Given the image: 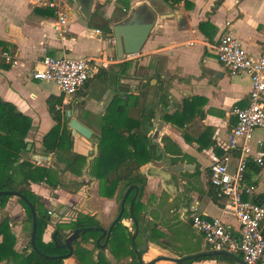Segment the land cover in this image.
Masks as SVG:
<instances>
[{
  "label": "crops",
  "instance_id": "0c3cea01",
  "mask_svg": "<svg viewBox=\"0 0 264 264\" xmlns=\"http://www.w3.org/2000/svg\"><path fill=\"white\" fill-rule=\"evenodd\" d=\"M48 2L59 4L67 14L66 32L62 36L52 29L58 16L46 5ZM215 2L182 0L172 6L161 0H80V3L76 0H0V42L14 46L12 54L18 60L15 66L0 61V101L12 104L31 119L26 138L30 147L33 146L27 155L30 161L49 158L41 153L42 138L54 125L47 112L46 99L60 95L55 84L32 78L36 62L44 56L93 58L105 66L75 95L63 100L61 112L66 115L68 110H74L75 118L92 131L90 140L72 136L73 152L86 156L87 161L95 156V137L102 117L107 125L116 127L119 99L126 100L127 116L133 120L142 121L148 114L154 115L150 125H143L142 132L157 144L159 159L140 169L147 179L141 200L146 209L139 220L138 234L130 245L132 251L133 244L136 249L142 245V231L148 221L147 250L141 254V264H172L166 260H181L208 251L201 236L191 228L190 219L194 215L218 218L228 230L238 234L234 211L225 200L214 197L209 167L229 153V169L235 168L240 147L233 153L225 148L228 133L235 123L230 113L233 108L247 106L250 82L245 75H231L217 62L208 45L212 46L229 31L253 58H257L264 52V0H223L212 13ZM83 5L86 17L80 11ZM136 13L143 14L146 21L154 20L153 27L138 55L119 59L115 41L107 37L110 32L104 29L106 21L111 31L113 26L124 23ZM206 21L216 28L212 40L198 30V24ZM173 114L177 117L176 123H184L182 126L165 121V116ZM155 118L162 123V128L153 139L157 127ZM164 139L175 144L180 153H164ZM263 140L264 133L255 131L249 142L250 156L245 173V182L254 187L251 199H258L261 204H264V164L261 166L254 159L262 157L264 163ZM162 156L171 158L172 164L193 165L194 171L188 176L194 182L187 186L173 175L171 186L167 187L169 184L163 185L160 179L147 177L148 166L162 168L159 162ZM50 163L57 190L51 195L49 192L50 199H42L49 214L43 241H50L46 237L48 232L52 240L56 224L74 218L78 212L93 215L100 228H109L119 213V203L116 197L99 196L97 181L88 175L89 166L86 165L83 176L77 178L64 172V164L53 155ZM60 184L77 185V189L67 193ZM48 187L52 188L42 183L32 185L31 189L46 193ZM82 192L83 202L80 203ZM185 192L193 198L192 205L179 210ZM124 209L128 211L129 204ZM159 213H162L161 225L153 228L159 221ZM121 224L134 232L129 214L122 217ZM154 230L160 234L157 242L152 239ZM84 247L93 250L92 240ZM97 255L105 264H134L125 248L116 243L103 251L94 250V259ZM64 263L75 264V261L67 258ZM189 264L237 262L202 260Z\"/></svg>",
  "mask_w": 264,
  "mask_h": 264
},
{
  "label": "trees",
  "instance_id": "16d2710c",
  "mask_svg": "<svg viewBox=\"0 0 264 264\" xmlns=\"http://www.w3.org/2000/svg\"><path fill=\"white\" fill-rule=\"evenodd\" d=\"M169 5H175L182 0H161ZM223 0H216L211 12L221 5ZM106 21L105 31L110 32ZM199 32L208 40H212L216 33V28L208 21L198 24ZM14 46H7L0 42V56L2 53H14ZM0 61L2 58L0 57ZM8 67V65H7ZM99 73V72H98ZM64 97L49 96L46 99L47 112L54 122L53 127L43 136L42 154L45 156L53 155L57 161L64 164V172L81 178L86 165L89 166V176L98 183V194L102 198L112 199L116 197L120 203L127 193L125 205L129 204L138 190V195L133 203V214L136 221L142 220V212L146 209L141 202L146 189L147 179L140 172L141 167L159 159L158 146L147 139L143 132V125H150L153 114L142 121H136L127 116L126 100H118L117 125L111 127L104 122V116L98 123V134L96 138L95 156L87 161V157L73 152V137L67 128L68 118L59 109L63 107ZM186 112V110H184ZM165 121L176 123L175 114L164 117ZM184 124V123H182ZM182 124H178L182 126ZM31 129V119L19 113L16 108L7 102L0 101V192L14 191L23 195L34 207L37 217L35 246L40 252L36 253L30 244V233L32 228V218L29 207L25 202L18 199V203L25 209L27 219L22 227V233H27L28 241L25 248L21 251L15 250L17 236L12 232L9 226L8 218L0 217V264H65V259H52L47 257H56L67 254L66 249L57 248L53 241L44 242L42 237L49 222V214L43 204L33 193L31 186L46 183L52 188H56L54 183V173L51 169L35 166L27 157L32 152L33 146L27 150L31 143L26 140L27 134ZM164 153H180L178 147L172 142L164 139ZM216 198V195L214 194ZM10 196H0V209H4ZM252 201L261 204L258 199ZM129 214L125 210L121 218L113 225L109 240L106 246L104 239H100L99 245L96 241L101 234L95 231H88L76 240L72 247L73 252L69 258H73L75 264H105L102 258L97 255L94 259V250L103 251L116 243L117 246L125 248V251L131 256L134 264H139L134 252L130 249L133 233L128 231L121 224V219ZM100 224L93 215L78 212L74 218L67 223L56 224L52 233L57 232L60 239L67 238L76 229L100 228ZM264 234V231H263ZM160 234L154 230L152 234L153 241L157 242ZM92 240L93 250L84 247V244ZM47 256V257H45ZM68 258V259H69ZM216 260L232 261V259L221 256H200L196 259L182 260L179 264H189L195 261ZM107 264V263H106ZM178 264V263H172Z\"/></svg>",
  "mask_w": 264,
  "mask_h": 264
},
{
  "label": "built area",
  "instance_id": "2783aa9c",
  "mask_svg": "<svg viewBox=\"0 0 264 264\" xmlns=\"http://www.w3.org/2000/svg\"><path fill=\"white\" fill-rule=\"evenodd\" d=\"M46 5L55 10L58 20L52 29L62 36L66 32L67 14L57 3L48 2ZM208 47L214 51L217 62L231 75H245L250 82L247 106L233 108L230 113L235 123L228 133L225 148L233 153L240 147L235 168L232 171L229 169V153L209 167V182L216 197L225 200L234 211L238 234L228 230L218 218L194 215L190 225L201 236L208 251L240 255L245 264H264V204L251 200L254 187L245 182L250 156L249 142L255 131L264 133V52L253 58L229 31ZM0 57L9 65L18 63L13 54L2 53ZM100 67L105 66L93 58L44 56L36 62L31 75L37 81L55 84L59 93L69 98L81 90ZM59 110L62 111V108ZM51 157L52 154L48 159L33 158L31 162L35 166L49 168ZM254 160L261 166L264 164L262 157Z\"/></svg>",
  "mask_w": 264,
  "mask_h": 264
},
{
  "label": "water",
  "instance_id": "95a60500",
  "mask_svg": "<svg viewBox=\"0 0 264 264\" xmlns=\"http://www.w3.org/2000/svg\"><path fill=\"white\" fill-rule=\"evenodd\" d=\"M80 3V0H76ZM81 13L86 17L87 15V10H85V7L83 5V8L80 9ZM154 20L152 21H146L145 16L143 14H134L132 18L126 20L124 23L118 24L116 26H113L111 28L110 33L108 34L109 39H114L115 45H116V51H117V57L121 59L123 56H134L138 55L144 44L146 43L151 29L153 27ZM75 111L74 110H68L66 112V117L68 118V123H67V128L70 130L71 135L75 136L76 138L82 137L86 140H90L92 137V131L80 123L76 118H75ZM154 124L157 126L156 130L153 134V139H155L159 133V131L162 128V123L155 118ZM30 149V145H28L27 150ZM159 162L162 164V168H157V167H152L148 166L149 171L146 173L147 177H152V178H158L162 181L163 185L171 186V183L173 181V175H177L178 180L181 181L184 185H189L194 182L192 178H190L188 175L194 171V166L193 165H188V164H172L171 158H167L162 156ZM130 190V188L127 190ZM166 190L169 192V189L166 188ZM127 193L124 195V198L122 199L120 203V211L115 218V220L112 222L109 228H83V229H76L73 233H71L67 238L65 239H60L58 237V233L54 232L52 236V241L54 245L59 248V249H66L68 251L67 254L56 256V257H47V258H52V259H67L72 255L73 252V243L78 240L80 235L88 232V231H95L97 230L101 236L100 238L95 242L96 245H99L100 239H104V243L107 242L109 235L111 233L113 225L121 218L123 212H124V207H125V198L127 196ZM171 193V192H170ZM138 195V190L135 189V194L133 198L131 199L129 203V215H130V220L133 223L134 227V232L131 238L132 243L134 242L135 237L138 234L139 230V223L136 221L134 218L133 214V203ZM0 196H10V197H16L23 202L27 204V206L30 209L31 212V218H32V228H31V233H30V244L32 249L40 254L38 249L35 246V237H36V227H37V217H36V212L32 204L21 194L18 192L14 191H1ZM193 201V198L190 196V193L185 192L182 194V201L179 203L178 208L179 210L182 209H187L189 206H191ZM155 209V208H154ZM160 214V218L157 224L153 225V228H156L159 225H161V217L162 213ZM146 226H144V230L147 231L149 230L148 226V221H146ZM174 222L170 224L173 225ZM143 232L144 234L142 238V245L139 246V248H135L133 244V251L134 255L136 256L137 261L141 264V254L144 253L147 250V232ZM214 255H221V256H226L228 258H231L237 264H245L243 260L235 254L228 253L226 251H206L203 253L191 255V256H185L181 260H175V259H167L166 261L171 262V263H178L182 260H191V259H196L200 256H214Z\"/></svg>",
  "mask_w": 264,
  "mask_h": 264
},
{
  "label": "rangeland",
  "instance_id": "374dc122",
  "mask_svg": "<svg viewBox=\"0 0 264 264\" xmlns=\"http://www.w3.org/2000/svg\"><path fill=\"white\" fill-rule=\"evenodd\" d=\"M58 184H59V182H58ZM76 186L70 185V184H60L59 185V187H63L64 190L67 191V193H71L72 189H77ZM46 189H47L46 193H42V192L39 193V192H34V191H33V193L36 195L38 200H40V202L43 204L45 210L48 212V210H47L48 208L45 207L44 203L42 202V199L43 198L46 200L50 199L51 198V196H50L51 192H53L52 194H54V192L57 189L49 188V187ZM49 192H50V195H49ZM81 196H82V199H81L82 201H80V203L83 202V192H82ZM56 209H58V207ZM0 217L1 218H8V220L10 221L9 226L11 227V230L15 234V236H17L15 250L21 251L23 248H25V246L27 245V241H28L27 233L21 232L22 227L25 224V221L27 219V214H26L25 209L18 203V198L14 197V198H10L8 200L7 204L5 205V208L0 209ZM67 222H69V219L64 220V223H67ZM46 237H48V239L51 240V236L49 235V232L47 233Z\"/></svg>",
  "mask_w": 264,
  "mask_h": 264
}]
</instances>
